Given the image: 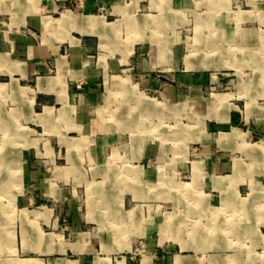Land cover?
Returning a JSON list of instances; mask_svg holds the SVG:
<instances>
[{
    "label": "rangeland",
    "instance_id": "1",
    "mask_svg": "<svg viewBox=\"0 0 264 264\" xmlns=\"http://www.w3.org/2000/svg\"><path fill=\"white\" fill-rule=\"evenodd\" d=\"M101 2L95 11L106 17L109 26L105 29L97 24L87 43L58 21L46 20L41 2L33 5V18L40 19L37 25L32 30H17L31 54L44 60V77L60 76L78 90L88 79L100 84L97 99L86 106L88 116H81L85 106L71 97L66 106L71 111L70 123L83 119L86 125L95 122L97 127L91 131L82 125L63 131L60 126L59 130L42 128L34 121L32 126L25 125L27 142L21 133L16 139L0 134V144L12 146L15 152L27 149L21 147L23 143L29 144L28 148L48 161L43 168L32 166L34 172H41L39 176H52L57 169L64 176H96L99 165L118 174L126 169L131 173L138 163L144 175L156 176L162 187L167 185L164 176H173L178 196L168 193L141 203L144 234L134 236L128 253L120 251L112 264L123 258L129 264H141L143 258L152 256L158 264H169L177 255H188L194 264H264V192H257L264 188V153L255 151L264 145V0ZM83 4L84 0H67L62 11L83 12ZM45 51L48 58L41 57ZM30 87L34 91L30 107L36 119L43 108L35 98V79ZM2 104L6 112L13 109L9 100ZM52 107L50 121L57 122L61 105ZM141 112L145 115L134 117ZM125 113L130 114L128 120H139L137 127L132 128V122L128 128L121 125ZM9 118L23 123L18 115ZM137 139H143L144 146L130 147ZM99 141L108 142L99 150L100 159L92 154ZM60 142L69 146L73 160L68 164L56 160ZM224 159L243 166L236 197L246 206L224 213L225 232L212 244L192 246L198 226L205 231L216 219L205 213L207 207L220 206L217 196L212 197V204L205 196L206 176H210L213 161ZM136 174L132 176H140ZM26 175L23 159L0 164V184L9 180L6 188H18L16 181ZM192 176L204 178L197 181ZM90 184L82 183L83 193L78 196L84 218L82 208L88 202L84 190ZM187 185L190 197L184 194ZM199 190L202 196H194ZM8 200L0 196L1 204ZM238 221L249 227L236 234L231 226ZM115 230L120 236V228ZM92 232L84 230L87 237ZM184 242L189 248L182 249ZM164 258L165 263L160 261Z\"/></svg>",
    "mask_w": 264,
    "mask_h": 264
},
{
    "label": "crops",
    "instance_id": "2",
    "mask_svg": "<svg viewBox=\"0 0 264 264\" xmlns=\"http://www.w3.org/2000/svg\"><path fill=\"white\" fill-rule=\"evenodd\" d=\"M66 1L0 0V134L8 139H16L18 133H21L20 137H25L27 142L28 128L25 125L32 126L34 121L37 124L40 122L42 128L59 130L60 126L63 131L68 127L78 129L87 123L83 119L75 123L69 122L71 111L66 109L67 101L69 97L77 100L85 106L80 111L81 116H88L89 108L86 106L97 99L100 84L94 79H88L87 84L78 90L71 88L72 84L61 81L60 76L44 77L41 75L46 68L44 60L41 58L37 60L31 54V47L25 37L17 34L18 28L26 31L32 30V27L37 25V20L40 19L33 18V5L40 2L48 15L46 20L58 21L63 28L67 27L76 36L79 35L84 43H87L88 37L94 35L97 24L105 29L109 26L106 17L98 15L95 11V7L102 3L101 0H84L83 12L62 11ZM67 13L72 15L69 21L63 19ZM56 16L58 19H55ZM90 17L94 20L89 19ZM1 20L6 22L4 26ZM92 22L94 24H91ZM48 53L45 51V57L43 55L41 57L48 58ZM33 79H35V98L42 102L43 108V114L35 116L36 119L30 107V102L33 100L29 99L34 92L30 87ZM4 100H9L13 109L9 108L6 112L2 104ZM56 105H61V108L57 111V122H53L50 121V117L54 110L52 106ZM16 108H19V113ZM46 109L49 111L46 112ZM13 114L21 118L23 122L21 125L18 121L10 120L9 117ZM144 115L145 113L141 112L134 117ZM122 116L126 117V120L123 119L121 125L124 124L128 128L129 123L132 122V128L137 127L139 123L137 118L129 121L127 117H130V114L125 113ZM94 127H97V124L92 122L88 123L85 129L93 131ZM26 142L21 147L27 149L23 148L17 152L10 145L0 144V164L18 163L23 159L27 172L26 176H20L16 181L18 188H6L9 180L4 181L7 185L0 184L2 188L0 196L9 197L8 202L0 203V264H112L111 260H114V256L120 251L128 253L134 236L139 233L144 234V227L141 225V203L145 202V199H159L167 196L168 193L173 197L178 196L176 193L178 184L173 176H164L167 185L162 187L156 176L144 175L139 163L134 165L135 171L130 173L129 169H126L123 175L107 165L104 167L99 165L100 167L95 169L96 176H64L62 169H57L56 174L52 176H39L41 172L37 174L32 166L43 168L48 161H44L45 158L39 156L36 151L34 153L32 148H28L29 144ZM60 143L61 146L59 144L57 146L59 151L56 160L68 164L73 160L67 152L69 146ZM107 144L106 141H99L92 154L100 159L99 150ZM129 145L132 148H141L144 146V140L137 139L131 141ZM41 150L45 152L43 147ZM50 163L52 164L51 161ZM210 166V176H206L208 181L205 196L211 204L212 197L217 196L220 206L207 207L205 213L218 220L215 219L205 231L200 230L198 226L199 230L195 231L197 237L190 242L192 246L194 243L201 246L212 244V240L225 232L224 213L236 206L240 208L246 206L236 197L238 185L243 177L240 176L243 166L230 165L225 159L213 161ZM133 173L140 176H132ZM202 177L204 178V176H192L191 179L199 181V179L203 180ZM85 182L89 184L93 182V184H90L91 187L88 186V190L86 188L84 190V196L88 197L87 204L84 203L82 208L86 214L84 218L81 208L78 207V196L83 193L80 188ZM187 189L188 185L184 194L192 196ZM195 193L194 196H202L200 190ZM231 227L237 234L249 226L238 221ZM116 228H120V236L116 230L114 231ZM86 229L93 230L90 237L85 236ZM176 235L178 236L177 233ZM184 245L182 249L189 248L186 242ZM178 258L184 259L181 264H194L193 259L188 255L170 258L169 264H177ZM166 260L160 259L163 263ZM116 264H129L128 258L116 261ZM141 264H158V260L153 256L143 258Z\"/></svg>",
    "mask_w": 264,
    "mask_h": 264
},
{
    "label": "bare ground",
    "instance_id": "3",
    "mask_svg": "<svg viewBox=\"0 0 264 264\" xmlns=\"http://www.w3.org/2000/svg\"><path fill=\"white\" fill-rule=\"evenodd\" d=\"M63 19L64 20H66V21H69V20H71L72 19V15L70 14V13H67V14H65L64 15V17H63ZM89 19H91V20H94V18H92V17H90ZM90 20V21H91ZM91 24H94L93 22L91 23ZM109 100V99H108ZM230 136V135H229ZM232 138V137H231ZM234 139V138H233ZM257 149H255V151L257 152V151H260V152H263L264 153V145H259V146H257L256 147ZM254 151V152H255ZM253 152V151H252ZM255 152V153H256ZM252 154V153H251ZM224 184V183H223ZM257 192H264V188H261V189H259ZM264 194V193H263ZM182 260H184V259H182V258H178L177 259V264H181V261ZM233 260V259H232ZM185 262V261H184ZM183 264V263H182Z\"/></svg>",
    "mask_w": 264,
    "mask_h": 264
}]
</instances>
